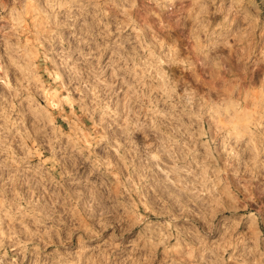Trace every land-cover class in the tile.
I'll return each instance as SVG.
<instances>
[{
	"label": "clouds",
	"instance_id": "clouds-1",
	"mask_svg": "<svg viewBox=\"0 0 264 264\" xmlns=\"http://www.w3.org/2000/svg\"><path fill=\"white\" fill-rule=\"evenodd\" d=\"M0 264H264V0H0Z\"/></svg>",
	"mask_w": 264,
	"mask_h": 264
}]
</instances>
